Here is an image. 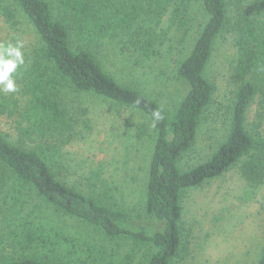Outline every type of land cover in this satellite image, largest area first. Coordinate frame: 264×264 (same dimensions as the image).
<instances>
[{"label": "trees", "instance_id": "1", "mask_svg": "<svg viewBox=\"0 0 264 264\" xmlns=\"http://www.w3.org/2000/svg\"><path fill=\"white\" fill-rule=\"evenodd\" d=\"M13 1L35 28L42 47L32 74L24 125L19 129L20 143L10 142L0 132V168L9 169L57 210L96 226L107 236L147 243L152 249L147 264H175L184 252L181 221L185 193L223 176L243 159L242 176L249 183L264 181V135L260 131L264 114H257L254 130L247 124L251 105L257 98L264 99V0H250L247 5L239 2L235 13L229 10L228 0H201L208 21L176 70L188 92L173 111L143 90L121 84L95 52L100 53L107 40H117L132 65L142 66L159 55L157 46L164 43L166 32L158 30L170 7L174 8V25L183 30L185 0H53L55 6L48 0ZM1 10L7 19L14 17L8 5ZM226 33L233 35L238 54L232 74L235 87L228 135L207 161L184 169L181 164L194 151L204 115L214 99L215 86L205 72L217 38ZM67 92L92 95L140 112L153 124L156 140L145 213L150 221L160 223L159 230L150 234L134 227L133 217L113 200L101 181L87 194L61 180L67 172L62 148L73 136ZM261 107L264 109L263 101ZM4 108L5 103H0V113ZM156 110L163 119L154 123L152 113ZM0 264L57 263L25 258ZM257 264H264V249Z\"/></svg>", "mask_w": 264, "mask_h": 264}, {"label": "rangeland", "instance_id": "2", "mask_svg": "<svg viewBox=\"0 0 264 264\" xmlns=\"http://www.w3.org/2000/svg\"><path fill=\"white\" fill-rule=\"evenodd\" d=\"M50 1L54 6L53 0ZM228 0L235 13L239 2ZM8 5L14 17L7 19L1 7ZM173 6L162 18L158 32H166L159 55L133 66L117 40H107L95 52L104 67L121 84L143 90L167 111H173L188 92L176 70L190 54L208 21L201 0H185L183 30L173 22ZM57 12L55 10V16ZM185 29V30H184ZM23 43L25 64L15 74L18 92L0 94L5 103L0 113V132L18 144L20 126L31 98L35 63L42 42L27 16L13 0H0V44ZM78 45L76 42L73 44ZM238 59L232 34L219 36L205 72L215 86L213 103L204 115L197 144L181 166L207 161L228 135L229 113L234 97L232 74ZM66 93V92H65ZM65 98L73 136L62 150L67 172L60 176L85 193L98 182L132 217L133 226L150 234L161 228L145 213L146 186L156 133L140 112L117 107L88 94L69 93ZM257 98L247 114L249 130L264 114ZM258 114V115H257ZM264 135V119L260 129ZM30 143V142H28ZM244 161V159H243ZM241 161L223 176L189 190L182 198L181 232L184 252L175 264H257L264 249V181L249 183L241 173ZM150 245L131 238L109 237L102 230L64 214L0 168V262L33 258L57 264H147Z\"/></svg>", "mask_w": 264, "mask_h": 264}, {"label": "clouds", "instance_id": "3", "mask_svg": "<svg viewBox=\"0 0 264 264\" xmlns=\"http://www.w3.org/2000/svg\"><path fill=\"white\" fill-rule=\"evenodd\" d=\"M23 43L19 40L15 44L8 42L0 44V94L18 92L15 74L25 64ZM153 122L163 119L159 110L152 113Z\"/></svg>", "mask_w": 264, "mask_h": 264}]
</instances>
